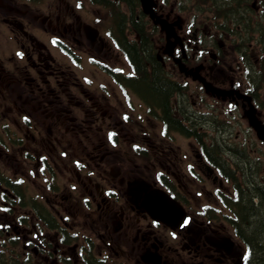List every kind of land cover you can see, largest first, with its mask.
<instances>
[{
	"label": "flooded vegetation",
	"instance_id": "af4514ba",
	"mask_svg": "<svg viewBox=\"0 0 264 264\" xmlns=\"http://www.w3.org/2000/svg\"><path fill=\"white\" fill-rule=\"evenodd\" d=\"M9 1L0 11V219L27 181L24 164L34 165L32 179L45 183L40 184L46 189L48 210L30 224L31 230L24 222L18 234L34 242L36 263L66 264L61 232L73 234L72 223L83 212L98 242L87 239L108 264H241L244 246L233 234V209L217 214L209 206L218 208V195L231 198L234 191L242 192L236 182L239 174L253 183L264 178V173L253 170L250 155L223 160L210 149L212 142L196 134L191 141L172 136L177 134L170 133L172 125L185 129L187 123L202 122L206 113L195 107L187 113L186 103L174 97L170 116L168 96L162 113L170 122L148 112L110 68L108 58L121 56L108 35L103 30L94 35L88 27H106L101 16L91 15L88 21L67 1L65 10L56 7L57 13L46 14L32 11L25 2ZM154 1L157 15L178 21L170 26L176 33L174 47L167 50L172 49V56L164 59L177 66L180 62L188 73L226 89L224 99L201 92L196 96L221 103L225 122L219 111L216 124L225 125L229 133L241 131L247 139L239 145L254 146L249 139L254 131L244 117L252 112L264 123V91L251 89L254 77L247 75L238 52L246 46L248 66L258 70L264 66V0H182L186 8L180 12L175 10L176 0ZM114 16L119 20L122 15ZM90 48L106 60L89 57ZM84 55L103 77L94 88L88 86L92 76L81 82L71 69H85ZM176 65L173 78L191 82ZM262 154L253 164L264 163ZM10 158L12 162L6 161ZM14 167L18 171L11 174ZM156 188L182 205L185 213L177 227L146 209L149 192ZM244 242L248 244L246 238Z\"/></svg>",
	"mask_w": 264,
	"mask_h": 264
},
{
	"label": "rangeland",
	"instance_id": "374dc122",
	"mask_svg": "<svg viewBox=\"0 0 264 264\" xmlns=\"http://www.w3.org/2000/svg\"><path fill=\"white\" fill-rule=\"evenodd\" d=\"M40 1H41V3L36 4V3L40 2ZM40 1L39 0H32L31 2H34V4H32V5L30 4L29 8L32 11H35L36 13L46 14L48 11H50L51 13H53V12L57 13L56 7H61L62 9L64 7V10H65L64 2L67 1L68 4L73 7L74 12L78 16H81L82 18H84L86 20H89L91 18V15H109L108 8H103V7L98 6L96 4L95 5H91V3H88L86 1L85 2L88 4V6L84 2L83 3V9H81V10L75 9L74 3L77 0H40ZM9 3H11L9 0H0V11H3L5 9V6L7 4H9ZM187 4H190V3H187ZM114 5H115L114 7L118 9L117 13L119 15H121V13H124V14L127 13L126 12L127 9H126L125 6H123V5L119 6L117 3H115ZM85 6L88 7L89 15H87L86 12H85ZM185 8H186V6H183L182 0H176L175 1V10L180 12V11H183V9H185ZM173 9H174V6H173ZM111 14H113V12ZM174 14L175 15H179L180 18L182 17L181 15H183V14H178L176 11L174 12ZM146 30L150 34L151 40H152V42L154 44V49H155L154 52L158 53L159 52L157 50L158 46H161L163 44V36H162V34L159 32L158 29H156V28L152 29V25L150 23H146ZM133 33H134V35L136 34L135 32H133ZM126 34H127V36L130 35V34L127 33V31H126ZM14 49H15V46L10 43V50L13 51ZM90 51H92V53H91L92 56H89V57H92V58H94L96 60H98L96 57L106 60L105 58H103L101 56V54L97 55V54L93 53V52H96V48H90ZM84 56H86V55H84ZM87 58L88 57L86 56L85 59H87ZM98 61H100V60H98ZM107 61H108V64L110 65V67H113L114 69L119 67L118 66L120 64V59L119 58L109 57ZM100 62H102V61H100ZM123 62L124 61L122 60L121 61V66H124ZM165 64L167 65V63H165ZM83 65H85V69H83V70L77 69V68H73L71 66V69H73V71H74V75L77 76L78 79L81 82H86L87 78H89L91 80L90 76H92V78H93L91 80L92 83L90 85H88V86H91V88H94L95 86L100 85L99 84L100 81L104 82L103 81V77L100 74V70H99L100 68L99 67H97L96 65H92V64L91 65L90 64H88V65L83 64ZM170 71H168V73H172L173 72V71H171V72ZM171 76H173V74ZM105 83H107V82H105ZM127 86L130 87L131 89H133L134 91H136L141 97H144V98L153 97V95H150V93L146 90V87L143 85V81L138 83V84L127 83ZM187 87H188V90H187V102L189 104L193 101V102L196 103L195 109L199 108L200 111H201V109H203V110H206V111H208L210 113H213L214 115L218 114L219 111H222V112H224L222 114L223 120H224V114H225L226 111L224 109L223 110L221 109V106H222L221 103H219L218 105H215V104H213V101L204 102V101H201V99H199L198 97H195V95L190 96L189 95V91L192 89L193 85L188 86V84H187ZM141 115L143 116V114H141ZM143 117H145V116H143ZM234 128H236V126H234ZM232 132L233 133H231L230 143H232L233 135L237 133L236 130H232ZM237 134H238L237 139L239 141H244V140L247 139L246 136H244V138H243V133L241 131L238 132ZM249 139H250V141L254 142V146H255L254 154H255V156L260 155V153H264V145L260 144L255 139L253 133L250 134V138ZM63 159H65V158H63ZM11 160H12V158H10L9 160H6V161L12 162ZM24 168L26 169L27 175L30 176L29 173L31 172V170H33V168L35 169V166L34 165H29V164H24ZM15 170L18 171L14 167L12 169V171H11V174H13V171H15ZM261 171H263L262 172V174H263L264 170H261ZM28 176L26 177L27 181H25V183L23 184V186H24L23 194L24 195L21 198L22 202H24L25 199H29V200L33 201L36 204L37 208L39 206H41L44 210H48L47 207H44L45 206V204H44L45 203V198H44L45 189L43 188L44 186L43 187L41 186V184L44 185L45 183L43 181H33V179L29 178ZM11 177L15 178V175H13ZM200 198L201 197H199L198 199H200ZM28 209L29 208L26 206V204H25V207H23V208H21L19 205H15L11 209V212H14V213L8 212L4 218L0 219V227L4 223H7V224L4 225V227L10 226V228H9V232L10 233L7 234V237H12V236H17L18 237V240L16 241V247L14 248V252L16 254V257H18L20 259L21 263H24L25 257H27L28 254H30L29 257L33 258V260H34L33 263H36V260H35V257H34V253L32 252V249H31L32 246L34 245L33 241L31 239H26V241H24L18 235V232H15V230H13L14 227H16L17 225L19 226L21 224V223H17L15 221V219L18 218V216L23 215L24 213H27V216L29 218L33 219V217L31 216V213H30V211ZM81 211H83V209H81ZM2 221H4L3 224H2ZM32 221H30L28 224H26L27 230H31L32 229V227L30 225L32 223ZM10 223H12V225H10ZM70 230L74 231V233L83 234V237L84 236H90V237L94 238L95 239V244L98 242V240L95 238V236H93L94 227L91 226V222L89 220L86 222V218H85V215L83 214V212H80V213H78L76 215V217L74 219V222L72 223V228ZM2 239H3V236H0V241ZM81 239H82V237H81V235H79V239L78 240L76 239V242H72L71 244L66 245V246H60V248L64 249L65 252H66V254H64L65 257H67V259H65V263L66 264H78L79 263V259H80L79 246L81 244V242H80ZM25 242H31L32 245L29 248H26V246H24ZM92 253L93 254H97V251L95 249H93ZM48 264H52L51 260H49Z\"/></svg>",
	"mask_w": 264,
	"mask_h": 264
},
{
	"label": "trees",
	"instance_id": "16d2710c",
	"mask_svg": "<svg viewBox=\"0 0 264 264\" xmlns=\"http://www.w3.org/2000/svg\"><path fill=\"white\" fill-rule=\"evenodd\" d=\"M141 32L142 30L139 31V33ZM129 48L132 53L131 57L133 61L135 62L136 60V63L141 67L142 79L140 82L143 81V85L146 87V90L150 93V95H153L156 100L165 101L168 93L170 92V88L173 87V84L161 79L155 68L152 71V76H149L145 71L142 60L144 55L146 56V53H149L147 49H142L141 46L134 44L129 45ZM256 200V195H248V197L245 198L244 204L246 205V210L244 211L242 223L246 234L254 237L251 243L256 241L255 243L258 244V242H264V220L262 218L264 210L259 211L258 206L254 205V201ZM262 203L263 201L261 199L257 201V205L259 206H261ZM262 251L264 252V249H261V253ZM258 262L259 264H264V258Z\"/></svg>",
	"mask_w": 264,
	"mask_h": 264
},
{
	"label": "water",
	"instance_id": "95a60500",
	"mask_svg": "<svg viewBox=\"0 0 264 264\" xmlns=\"http://www.w3.org/2000/svg\"><path fill=\"white\" fill-rule=\"evenodd\" d=\"M142 3H143V7H144L145 11H150L151 2L149 0H142ZM162 26L164 27V24H162ZM251 124L254 127H257V123L256 122H251ZM165 201H166L167 205H170V209L172 210V205H174V203L171 202V201H167L166 199H165Z\"/></svg>",
	"mask_w": 264,
	"mask_h": 264
},
{
	"label": "snow or ice",
	"instance_id": "6c2138e0",
	"mask_svg": "<svg viewBox=\"0 0 264 264\" xmlns=\"http://www.w3.org/2000/svg\"><path fill=\"white\" fill-rule=\"evenodd\" d=\"M184 223H185V225H186V224L188 223V220H185Z\"/></svg>",
	"mask_w": 264,
	"mask_h": 264
}]
</instances>
